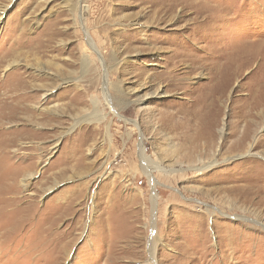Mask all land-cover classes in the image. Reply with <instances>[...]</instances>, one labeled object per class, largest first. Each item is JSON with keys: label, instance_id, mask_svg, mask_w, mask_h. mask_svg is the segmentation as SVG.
Segmentation results:
<instances>
[{"label": "rangeland", "instance_id": "374dc122", "mask_svg": "<svg viewBox=\"0 0 264 264\" xmlns=\"http://www.w3.org/2000/svg\"><path fill=\"white\" fill-rule=\"evenodd\" d=\"M0 264H264V0H0Z\"/></svg>", "mask_w": 264, "mask_h": 264}, {"label": "bare ground", "instance_id": "6f19581e", "mask_svg": "<svg viewBox=\"0 0 264 264\" xmlns=\"http://www.w3.org/2000/svg\"><path fill=\"white\" fill-rule=\"evenodd\" d=\"M158 95H160V94H158ZM77 126H78V125H77ZM142 154H143V151H142ZM148 173L151 174V170H149ZM149 176H150V175H149Z\"/></svg>", "mask_w": 264, "mask_h": 264}]
</instances>
